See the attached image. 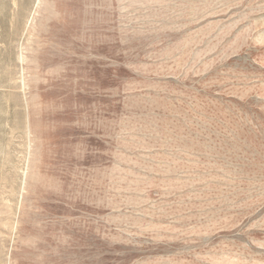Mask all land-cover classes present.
I'll return each mask as SVG.
<instances>
[{"label":"rangeland","instance_id":"obj_1","mask_svg":"<svg viewBox=\"0 0 264 264\" xmlns=\"http://www.w3.org/2000/svg\"><path fill=\"white\" fill-rule=\"evenodd\" d=\"M0 264H264V0H0Z\"/></svg>","mask_w":264,"mask_h":264}]
</instances>
